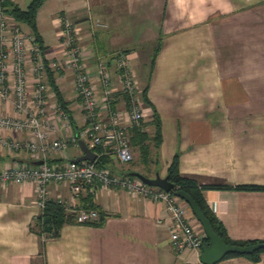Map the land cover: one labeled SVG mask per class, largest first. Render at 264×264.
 Here are the masks:
<instances>
[{"label": "crops", "instance_id": "crops-1", "mask_svg": "<svg viewBox=\"0 0 264 264\" xmlns=\"http://www.w3.org/2000/svg\"><path fill=\"white\" fill-rule=\"evenodd\" d=\"M31 1L7 0L4 5L26 9ZM65 21L73 23L93 76L99 59L108 58L120 88L114 57L124 52L142 91L147 88L146 116L141 125L126 124L127 130L140 127L151 138L154 111L160 119V147L146 140L152 149L147 171L139 163L112 157L111 170L166 176L179 154L181 173L207 186L204 197L229 237L264 240V190L208 187L264 185V0H45L37 13V28L50 64L66 58L61 46ZM50 70L62 93L70 129L63 127V118L55 111L59 102L47 71L36 74L29 64L28 79L31 89L39 79L49 85L43 120L58 122L51 139L66 138L81 131L87 121L73 71ZM116 96L112 107L117 103L123 108L124 96L120 92ZM0 112L17 115L11 101L0 103ZM102 113L106 115L105 108ZM2 134L8 139L28 137L26 132ZM82 154L79 143L71 141L66 157ZM60 160L58 153L51 157V162ZM13 162L35 160L25 149L11 151L0 145V168ZM36 188L32 182L0 184V264L201 263V251L173 250L172 219L163 202L100 183L77 194L64 182L48 185L51 199H61L73 209L90 208L92 203L107 218L100 226L66 223L60 236L43 247L31 229L41 212ZM180 205L188 220H197L186 201L180 199ZM216 264H264V252L259 261L230 256Z\"/></svg>", "mask_w": 264, "mask_h": 264}, {"label": "built area", "instance_id": "built-area-1", "mask_svg": "<svg viewBox=\"0 0 264 264\" xmlns=\"http://www.w3.org/2000/svg\"><path fill=\"white\" fill-rule=\"evenodd\" d=\"M5 0H0V103L12 102L16 116L0 112V145L8 150H27L32 158L41 163L13 162L0 168V184L8 182L36 184L37 205L41 211L50 199V183H67L73 194L95 187H121L153 201H161L172 219L170 242L173 250L181 253L186 250L201 251L205 242V232L198 223L188 220L180 205V198L158 186H151L138 177L115 173L109 166L97 167L95 161H75L66 157L70 142L79 143L84 139L92 148L97 158L109 155L119 162H130L132 135L126 124L141 125L146 116V103L142 89L129 57L124 52L115 55L118 71L119 88L112 76L108 58L97 62L96 74L93 76L84 62L81 47L78 45L76 29L73 23L64 22L61 46L65 59L49 63L50 68H66L74 73V86L87 124L79 132L70 133L66 138L51 139L50 135L58 128V122L46 123L49 85L37 77V84L28 79L27 67H33L36 74L45 70L43 55L30 30L24 29L6 10ZM38 76V75H37ZM98 81V83H97ZM101 89V93L99 92ZM117 92L124 96L125 106L116 104ZM106 109L103 116L102 109ZM55 111L63 118L64 128L70 129L67 111L57 103ZM26 132V140L6 138L2 131ZM54 153L62 160L51 162ZM97 160V159H96ZM63 203L61 199H56ZM65 204V203H64ZM66 210L74 214L75 222L90 223L99 219V212L93 208H79L65 204Z\"/></svg>", "mask_w": 264, "mask_h": 264}, {"label": "trees", "instance_id": "trees-1", "mask_svg": "<svg viewBox=\"0 0 264 264\" xmlns=\"http://www.w3.org/2000/svg\"><path fill=\"white\" fill-rule=\"evenodd\" d=\"M5 1L7 2V0ZM44 2L45 0H32L26 9H21L18 6H13L11 8L6 9L15 18V20L23 22L29 27L34 37V41L38 44L43 55H45V46L43 44L42 37L37 28V13ZM44 63H45V70L47 71L48 74L49 83L56 94L57 101L66 110L62 93L56 84L54 73L53 71L50 70L51 68L49 67V62L46 58L44 60ZM142 95L143 98L145 99V102L149 104V100L147 97V88L143 89ZM153 122L155 124V132L151 138L147 135L146 131H142L140 127L133 129L132 140L138 138V143L140 144L142 149V157L144 158L146 164H148L152 159L151 145L148 142H146V140L149 139L152 140L153 146L156 149L160 147V144L162 142L161 123L156 111H154L153 113ZM95 164L97 165V167L111 166L112 160L109 155H101L98 156L97 160L95 161ZM133 172L135 171H128L125 175L135 177L132 174ZM167 177L168 180L174 184L176 189L185 190L188 194H190L193 197V199L197 202V204L204 212L205 216L210 220L213 229L220 234V236L225 242L240 244V245L264 242V240L239 241V240H233L229 237L224 224L211 209V207L209 206L208 202L204 197L203 189L206 188L207 186L201 185L193 177H189L181 173L179 169V154H176L174 156L171 164L169 165L167 171ZM209 186L215 188H222V189L236 188L242 190H264V185L214 184V185H208V187ZM89 206L90 208L95 209L94 204L91 203ZM106 218L107 215L99 213V219L92 221L89 224H94L99 226L103 225ZM74 221H75L74 214L67 212L64 203L58 202L57 200L50 198L46 202L44 209L35 218L33 224H31V229L39 235V237L42 240V245L44 247V244L47 240L57 238L60 236L61 228L64 224L72 223ZM204 240L206 242L208 238L205 236ZM263 252H264V248H261L253 254H246V255L228 254L226 257L246 256L253 261H259L261 258V254ZM198 264H204V263H198Z\"/></svg>", "mask_w": 264, "mask_h": 264}, {"label": "water", "instance_id": "water-1", "mask_svg": "<svg viewBox=\"0 0 264 264\" xmlns=\"http://www.w3.org/2000/svg\"><path fill=\"white\" fill-rule=\"evenodd\" d=\"M79 145L83 154L73 160H89L92 162L96 161V152L88 146L84 139L79 140ZM35 163H41V161H36ZM132 174L151 186H158L168 192H172L174 195L178 196L180 199L186 201L190 205L195 218L201 224L206 237L208 238V240L202 245L200 255L201 263L216 264L228 254H253L259 249L264 248V242L249 243L245 245L225 242L220 234L213 229L210 220L205 216L204 212L193 199V197L185 190L176 189L174 184L168 180L167 175L161 176L159 173H157L155 177H148L137 171L133 172Z\"/></svg>", "mask_w": 264, "mask_h": 264}, {"label": "rangeland", "instance_id": "rangeland-1", "mask_svg": "<svg viewBox=\"0 0 264 264\" xmlns=\"http://www.w3.org/2000/svg\"><path fill=\"white\" fill-rule=\"evenodd\" d=\"M130 132H131V134H133V130H130ZM131 151H132L134 160L132 159L133 161L131 160V162H129V163H132V162H133V164H134V162L139 163L142 165V169L144 171H147V169L149 168L148 166L151 162L146 164V162L144 161V158L142 157V149H141L140 144L138 143V138L132 140ZM135 152H136V154H135ZM194 223H198V225H200V228L203 229L201 224L197 220H194Z\"/></svg>", "mask_w": 264, "mask_h": 264}]
</instances>
